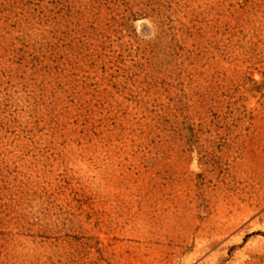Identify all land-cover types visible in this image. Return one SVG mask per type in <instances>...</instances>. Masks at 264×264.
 Masks as SVG:
<instances>
[{"label":"rangeland","instance_id":"rangeland-1","mask_svg":"<svg viewBox=\"0 0 264 264\" xmlns=\"http://www.w3.org/2000/svg\"><path fill=\"white\" fill-rule=\"evenodd\" d=\"M0 264H264V0H0Z\"/></svg>","mask_w":264,"mask_h":264}]
</instances>
